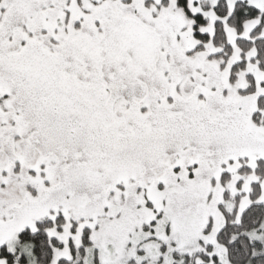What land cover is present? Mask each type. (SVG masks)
<instances>
[{
	"label": "snow or ice",
	"instance_id": "snow-or-ice-1",
	"mask_svg": "<svg viewBox=\"0 0 264 264\" xmlns=\"http://www.w3.org/2000/svg\"><path fill=\"white\" fill-rule=\"evenodd\" d=\"M0 264H264V0H0Z\"/></svg>",
	"mask_w": 264,
	"mask_h": 264
}]
</instances>
